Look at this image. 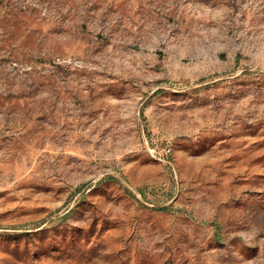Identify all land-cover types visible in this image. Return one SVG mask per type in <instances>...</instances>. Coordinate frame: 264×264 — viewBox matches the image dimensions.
<instances>
[{
	"label": "rangeland",
	"instance_id": "1",
	"mask_svg": "<svg viewBox=\"0 0 264 264\" xmlns=\"http://www.w3.org/2000/svg\"><path fill=\"white\" fill-rule=\"evenodd\" d=\"M0 264H264V0H0Z\"/></svg>",
	"mask_w": 264,
	"mask_h": 264
},
{
	"label": "built area",
	"instance_id": "2",
	"mask_svg": "<svg viewBox=\"0 0 264 264\" xmlns=\"http://www.w3.org/2000/svg\"><path fill=\"white\" fill-rule=\"evenodd\" d=\"M167 151L169 150V148L166 149Z\"/></svg>",
	"mask_w": 264,
	"mask_h": 264
}]
</instances>
